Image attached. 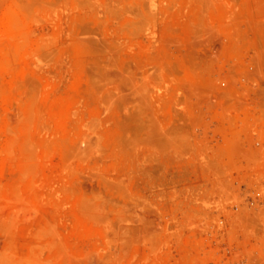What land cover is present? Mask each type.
Here are the masks:
<instances>
[{
  "label": "rangeland",
  "instance_id": "374dc122",
  "mask_svg": "<svg viewBox=\"0 0 264 264\" xmlns=\"http://www.w3.org/2000/svg\"><path fill=\"white\" fill-rule=\"evenodd\" d=\"M0 264H264V0H0Z\"/></svg>",
  "mask_w": 264,
  "mask_h": 264
}]
</instances>
